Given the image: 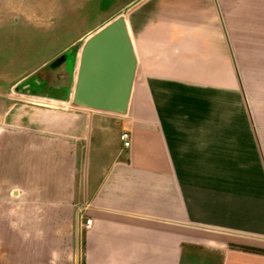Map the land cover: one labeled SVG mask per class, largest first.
<instances>
[{"label":"crops","instance_id":"crops-1","mask_svg":"<svg viewBox=\"0 0 264 264\" xmlns=\"http://www.w3.org/2000/svg\"><path fill=\"white\" fill-rule=\"evenodd\" d=\"M136 1L0 0L2 238L19 259L264 264L232 248L264 250V0H141L125 115L14 92Z\"/></svg>","mask_w":264,"mask_h":264},{"label":"water","instance_id":"water-1","mask_svg":"<svg viewBox=\"0 0 264 264\" xmlns=\"http://www.w3.org/2000/svg\"><path fill=\"white\" fill-rule=\"evenodd\" d=\"M140 1L18 83L14 92L72 103L82 109L127 114L138 71V56L127 14ZM58 71L66 73V85L61 93L44 87L40 91L31 89L36 81Z\"/></svg>","mask_w":264,"mask_h":264},{"label":"rangeland","instance_id":"rangeland-1","mask_svg":"<svg viewBox=\"0 0 264 264\" xmlns=\"http://www.w3.org/2000/svg\"><path fill=\"white\" fill-rule=\"evenodd\" d=\"M90 11V15H95V8L87 9ZM120 13H123L124 9H119ZM77 13H82V9H77ZM130 14V12H129ZM91 17V19H92ZM93 23H88L85 26H91ZM79 28V26L77 27ZM77 32V31H76ZM2 216H0V222H2ZM7 223H18V211L12 210L9 214L5 215ZM87 223V222H86ZM6 238H2L3 233L0 231V264H76L77 259H19V240L18 231L10 230L4 233ZM1 256H6L3 259ZM78 264H83V259H78Z\"/></svg>","mask_w":264,"mask_h":264},{"label":"built area","instance_id":"built-area-1","mask_svg":"<svg viewBox=\"0 0 264 264\" xmlns=\"http://www.w3.org/2000/svg\"><path fill=\"white\" fill-rule=\"evenodd\" d=\"M121 139H122L125 147L131 146V135H130L129 131L125 130L121 135ZM91 224H92V220H88L86 223V226L90 227Z\"/></svg>","mask_w":264,"mask_h":264},{"label":"trees","instance_id":"trees-1","mask_svg":"<svg viewBox=\"0 0 264 264\" xmlns=\"http://www.w3.org/2000/svg\"><path fill=\"white\" fill-rule=\"evenodd\" d=\"M232 248H238V249H242V250H245V251H250V252H256V253L264 254V250L257 249V248H252V247H242V246L232 245Z\"/></svg>","mask_w":264,"mask_h":264}]
</instances>
